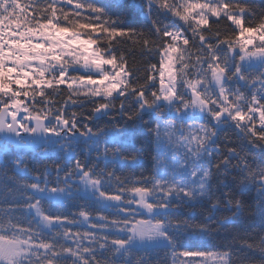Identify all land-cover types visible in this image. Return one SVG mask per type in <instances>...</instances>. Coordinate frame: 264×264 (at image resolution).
<instances>
[{"label": "snow or ice", "instance_id": "snow-or-ice-1", "mask_svg": "<svg viewBox=\"0 0 264 264\" xmlns=\"http://www.w3.org/2000/svg\"><path fill=\"white\" fill-rule=\"evenodd\" d=\"M256 148L264 7L0 0V264H264Z\"/></svg>", "mask_w": 264, "mask_h": 264}, {"label": "trees", "instance_id": "trees-1", "mask_svg": "<svg viewBox=\"0 0 264 264\" xmlns=\"http://www.w3.org/2000/svg\"><path fill=\"white\" fill-rule=\"evenodd\" d=\"M251 3H253L257 8H260V7H264V0H250ZM137 61H138V66L143 67V60H141V58L139 56L136 57ZM145 60L148 59L147 57L144 58ZM253 154L254 155H257L258 157L259 156H264V152L261 151V149L259 148H256V149H253ZM142 169H136V173L138 174ZM117 174H120L119 172ZM251 196L253 197V199H251L249 201V203H252L254 204L255 203V200H254V197H255V192L253 191L251 193ZM161 256H163V253H161ZM168 264H171V257H169V261H168Z\"/></svg>", "mask_w": 264, "mask_h": 264}]
</instances>
